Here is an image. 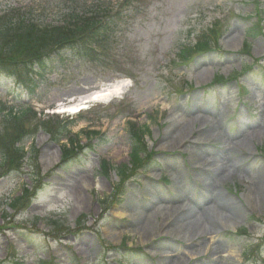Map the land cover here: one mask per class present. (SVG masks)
Here are the masks:
<instances>
[{"label":"rangeland","instance_id":"1","mask_svg":"<svg viewBox=\"0 0 264 264\" xmlns=\"http://www.w3.org/2000/svg\"><path fill=\"white\" fill-rule=\"evenodd\" d=\"M59 2L0 0V13L30 8L56 24ZM263 11L264 0H143L126 10L110 53L58 67L34 98L17 79H0V136L18 137L28 153L18 170L0 166V264H264ZM199 39L210 48L183 61L182 49ZM109 89L106 102L81 105L86 110L79 116L65 114ZM196 102L213 112L191 113ZM10 109L26 118L6 126ZM71 119L84 150L79 164L60 169L63 153L43 125ZM130 123L145 129L142 155H153L143 169L132 164L137 141ZM176 123L180 137L171 135ZM228 156L242 159V169L226 168L214 178ZM2 157L0 151V164ZM210 182L244 213L235 218L217 210L203 188ZM37 185L43 189L37 200L27 201L24 187ZM182 188L198 210L187 228L173 223ZM133 194L153 214L141 234L132 227ZM21 196L18 209L10 208Z\"/></svg>","mask_w":264,"mask_h":264},{"label":"trees","instance_id":"2","mask_svg":"<svg viewBox=\"0 0 264 264\" xmlns=\"http://www.w3.org/2000/svg\"><path fill=\"white\" fill-rule=\"evenodd\" d=\"M56 9L59 14L56 24H48L36 18L33 10L11 9L0 13V78L15 75L23 66L38 64L42 71L38 75L44 79L49 69L46 60L52 54H56L62 60L66 54H71L96 61L112 51L117 41L115 33L119 29L120 22L127 18L126 4L109 0H93L92 3H88L87 0L62 2L60 0L56 3ZM207 44V42L199 43L197 44L199 48L195 46L189 49L195 53L196 50L205 52L210 48ZM249 50L248 47L247 51ZM186 58V53H183V60ZM31 91L35 92L34 89ZM26 114L14 115L13 111L9 112L6 126H9L8 123H21L26 118ZM68 123L46 122L43 125L51 138L61 145L63 156L60 169H68L76 163L83 149L79 137L71 132V125L75 122ZM130 130L137 141L133 147L132 164L137 169L146 168L152 161L151 155L146 157L142 155L145 153L143 142L145 129L139 130L136 124L130 123ZM97 134L90 132L88 136ZM65 139L67 143H63ZM19 143L18 137L11 138L1 134L0 151L3 153L1 168L15 166L18 169L21 157L27 154L25 147ZM33 151L37 153L35 149ZM103 166L106 172L111 169L107 163ZM122 173L126 175L125 171ZM24 189L28 201L41 187L37 185L34 192L30 191L29 187ZM23 200L24 196L17 197L11 200L9 205L14 210L18 209V205L22 204Z\"/></svg>","mask_w":264,"mask_h":264},{"label":"bare ground","instance_id":"3","mask_svg":"<svg viewBox=\"0 0 264 264\" xmlns=\"http://www.w3.org/2000/svg\"><path fill=\"white\" fill-rule=\"evenodd\" d=\"M113 94V89H109V90H105V91H99L96 92L94 95H91L89 97H85L82 98L80 102V104H76L73 105L71 107H69L70 111L75 113L77 111H79L80 109H82L83 107H81V105L86 104V103H92V102H99V103H103L106 102L107 100H109ZM191 113H196V110L199 112V114L202 113H211L213 112L212 109L209 107V105H204V104H198L197 102L194 103L193 105L189 106L188 108ZM197 114V113H196ZM180 123H176L174 124L175 127H173L172 131H171V135L174 136V134L178 135V128H182V126H180ZM185 126V125H183ZM184 128V127H183ZM180 137V134L178 135ZM243 166V160L240 158H234L233 156H228L226 159L222 160V164L221 167H217V169H214L213 172V177L216 179H219V176L222 175L223 173H225L227 170L226 168H229V170H232L231 168L235 167L237 169H242ZM238 172V170H235ZM260 178H264V173H260ZM206 191V193L208 194V197L210 199V202L212 204L215 205L216 208H218L217 210H221V212H228L229 214L232 215V217L238 218L240 215H242L244 213V211H242L240 209V207L235 203V201H233L232 199L230 200V198H228L227 196H225V194H223L221 191L215 192L214 190V182H210L208 184H206L203 187ZM260 188H262V190H264V183H262L260 185ZM135 194H133L129 200H128V206L132 209V214L131 216L133 217V221H132V227H133V231L139 232L140 234L143 232V230L145 231V228L147 227V225L149 223L152 224L151 222V217H152V213L149 212V208H148V204L146 205H141L138 203V200ZM148 196V195H147ZM152 197V196H151ZM157 197H153V198H149V203L151 205H155L156 201H157ZM193 200V197H190V194L187 193L185 191V189L182 188L181 192H178L176 196H174V200H173V205L172 207L175 210V219H174V226L177 228H187L193 225L194 219L198 214V210L193 208L191 205V201ZM258 200V199H257ZM182 201V203L180 204V202ZM186 201H188V204H185ZM249 201V200H248ZM258 202L263 203L260 199L258 200ZM160 205L159 207H162L163 209H168L169 206L168 203H164L162 201L159 202ZM178 204V205H176ZM152 206V207H153ZM120 215H123V213H121ZM199 229L202 227L201 225H199ZM196 226L194 228V230H196ZM209 229L211 231H214L213 233L218 232L216 226L213 227H209ZM147 232V230H146ZM218 249H223L221 243L219 242L217 245ZM175 261L174 260H170V261H165V264H174ZM209 264V263H208Z\"/></svg>","mask_w":264,"mask_h":264}]
</instances>
